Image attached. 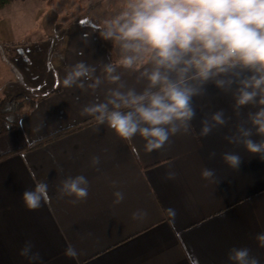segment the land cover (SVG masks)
Returning <instances> with one entry per match:
<instances>
[{"label": "crops", "instance_id": "crops-1", "mask_svg": "<svg viewBox=\"0 0 264 264\" xmlns=\"http://www.w3.org/2000/svg\"><path fill=\"white\" fill-rule=\"evenodd\" d=\"M98 5L58 22L38 21L44 10H55L46 0H9L0 8V99L21 94L32 100L21 109L20 127L0 134V264H27L18 255L25 240L44 264H228L232 247L249 248L264 264L255 239L264 231V160L225 138L243 123L227 95L209 86L207 95L194 98L191 132L147 154L140 138L124 142L97 128L81 114L92 97L62 86L67 65L115 59L92 27ZM56 36L60 49L45 45ZM117 70L127 85L136 84L135 72ZM221 108L231 119L200 137L201 119ZM224 152L240 155L237 169L223 162ZM93 155L100 156L98 170L89 167ZM204 167L214 170L212 178H201ZM169 171L174 179L166 178ZM76 174L86 175L90 188L84 201L72 204L57 194L62 177ZM44 176L50 203L28 211L21 193ZM112 181L125 194L119 204L112 203ZM169 207L175 218L167 216ZM138 208L147 215L132 220ZM69 243L78 251L75 259L63 255Z\"/></svg>", "mask_w": 264, "mask_h": 264}, {"label": "clouds", "instance_id": "clouds-1", "mask_svg": "<svg viewBox=\"0 0 264 264\" xmlns=\"http://www.w3.org/2000/svg\"><path fill=\"white\" fill-rule=\"evenodd\" d=\"M95 32L110 42L115 59L99 63L77 60L65 67L61 83L65 89L92 97L81 114L92 118L97 128L110 129L124 142L138 137L143 151L150 154L177 134L191 132L194 98L207 95L211 86L230 98L233 114L243 120L225 138L264 160V0H117L110 14L95 24ZM118 68L135 72L136 84L127 85ZM229 119L222 108L212 111L201 119L198 135L208 136ZM208 155L211 159L216 153ZM221 158L232 169L241 163L235 152H224ZM99 165L100 156H91L89 167L98 170ZM175 175L166 172L167 179ZM200 175L208 180L214 170L204 167ZM111 183L112 203L119 204L125 194L115 187V181ZM89 188L86 175H65L57 195L77 204L88 197ZM50 200L46 176L36 177L33 187L21 193L28 211L38 210ZM166 213L175 218L176 210L169 207ZM146 215L138 208L131 218L143 220ZM255 239L264 248V231ZM18 255L27 264H44L31 240H25ZM63 255L75 259L78 251L69 243ZM227 262L261 264L247 247L230 248Z\"/></svg>", "mask_w": 264, "mask_h": 264}, {"label": "rangeland", "instance_id": "rangeland-1", "mask_svg": "<svg viewBox=\"0 0 264 264\" xmlns=\"http://www.w3.org/2000/svg\"><path fill=\"white\" fill-rule=\"evenodd\" d=\"M40 2L42 0H39ZM45 2V0H44ZM46 2L50 3L51 5H54L55 10H44V13L40 16H38V21L43 20H51V19H57V22L59 19L62 21L71 17L77 18L78 16H81V14H89V9L91 5L95 4L96 2L99 4L97 10H91V18L96 20L95 22H98L101 18L105 17L106 15L110 14V11L114 9V6L117 2V0H46ZM90 5V6H89ZM88 7V8H84ZM109 7V8H107ZM52 21V20H51ZM50 21V22H51ZM92 27H95V25L92 23ZM54 31L57 34H62L63 31H61V27L55 26ZM53 32L50 31L49 34ZM62 32V33H61ZM64 32L65 29H64ZM50 39H53L51 37ZM51 44L52 48L60 49V46L62 44L61 37H55L54 41L46 42L45 45ZM106 44H110V42H106ZM47 48V47H46ZM112 51L115 53L114 48ZM116 54V53H115ZM3 60L0 59V64L4 63ZM32 70H36L35 67H33ZM31 100V98H28Z\"/></svg>", "mask_w": 264, "mask_h": 264}, {"label": "trees", "instance_id": "trees-1", "mask_svg": "<svg viewBox=\"0 0 264 264\" xmlns=\"http://www.w3.org/2000/svg\"><path fill=\"white\" fill-rule=\"evenodd\" d=\"M9 0H0V8ZM32 105V100L21 94L5 96L0 99V134L12 131L20 127L21 109L25 105ZM11 117V120L8 118Z\"/></svg>", "mask_w": 264, "mask_h": 264}]
</instances>
